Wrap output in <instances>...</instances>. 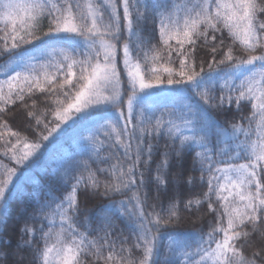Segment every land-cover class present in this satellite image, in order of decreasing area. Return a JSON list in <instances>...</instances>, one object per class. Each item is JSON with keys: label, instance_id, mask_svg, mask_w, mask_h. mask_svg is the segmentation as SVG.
<instances>
[{"label": "snow or ice", "instance_id": "1", "mask_svg": "<svg viewBox=\"0 0 264 264\" xmlns=\"http://www.w3.org/2000/svg\"><path fill=\"white\" fill-rule=\"evenodd\" d=\"M0 60V264H264V0H0Z\"/></svg>", "mask_w": 264, "mask_h": 264}, {"label": "trees", "instance_id": "2", "mask_svg": "<svg viewBox=\"0 0 264 264\" xmlns=\"http://www.w3.org/2000/svg\"><path fill=\"white\" fill-rule=\"evenodd\" d=\"M3 63H4V61L0 60V64H3ZM159 64H165V60H161L159 62ZM165 66H168V65H165ZM170 66L178 69L179 62L177 61L174 65H170ZM152 67H153V65L151 63H148L145 66L144 75H145L146 79H153L151 73L148 71V69H150ZM50 71H51V69H50ZM205 71H207V65L206 64H205ZM0 78H3V77H0ZM166 78H167V74H163L162 79H166ZM44 98H45L44 95H41L40 93H36V95L33 96V99H36L38 101V107L36 110L38 115H39L40 111L45 108V105L43 103H40V101H43ZM27 102L29 104H31V100H28ZM167 102L169 104L175 103L177 105V107H179V105L181 103V101L172 100L171 98ZM16 107L17 108L20 107L19 103H17ZM247 111H248V109L246 107L243 114L246 115ZM158 114L159 113L157 112V115ZM9 115H11V111L9 112ZM239 115H240L239 113H235L236 118H238ZM229 119H231V117H229ZM9 123H10V126L13 127V130H18L17 126L19 124V120L15 121V122L9 121ZM33 123H34V121H33ZM41 130H43V129H41ZM0 131H3V130L0 129ZM44 134L46 135L47 132L44 131ZM82 135L88 136L89 132L84 131L82 133ZM100 138L104 139L103 135H101ZM30 139H32V137H30ZM163 142L164 141L161 140V144H163ZM61 144L63 145L61 152L52 153L51 150L49 149V151L45 153V157L42 159L40 166L34 167L32 169L31 178L26 185V191L27 192L31 193L33 191H36V192H39L41 194V196L46 194L49 191L50 182H49L48 176L45 174V169L51 171V170L55 169L56 167H58V165L61 161L62 155H67V154H70L72 152L81 151V147L78 146L73 141H71L68 134H66L65 136H63L61 138ZM3 151H4V145H3V142H0V179L3 178V174L5 171L4 165H7L8 167L14 166V162H10L7 158L3 157V155H2ZM109 151H110V149H109L108 145H104L100 155L103 157V156L107 155L109 153ZM78 158L79 159H87V156H82V157H78ZM109 163H111V161ZM94 167H95V165H94ZM153 167H155V165H153ZM195 175L199 176L200 175L199 171H197L195 173ZM206 189H207V185L205 183L202 188L197 187L196 189H194V192L202 193ZM64 191L66 193L67 190H64ZM114 198L120 199L121 197H114ZM101 203H107V200L105 198L101 197L98 200H93L89 204V207L92 208L91 215L93 217L99 212V205ZM25 206L29 207V210H31V206L29 204L28 197H25L23 200H21L19 198H13L12 200L9 201V203H8L9 215L6 217L7 228L3 232V234L0 235V244H2L5 240H8L9 238H11V245L12 246L15 245L16 240L18 238V229L24 223L23 219L17 220V216L20 213L21 208L25 207ZM215 206L217 208H219L218 203H216ZM202 207H203V209H206L207 204L205 203ZM200 215H202V213L201 212H195V206H194L193 213L190 214V213L185 212L182 214V222L180 224H178L176 227H178L179 229H192V228H201L202 227L203 231L207 232L208 228H209L207 221L212 220L213 224H214L215 214L214 213L210 214L209 216L205 217L202 220L196 219V217L200 216ZM116 223L119 227L125 228V235H128V230L125 227L124 222L121 220H117ZM134 255L138 257L140 255V253H134Z\"/></svg>", "mask_w": 264, "mask_h": 264}]
</instances>
